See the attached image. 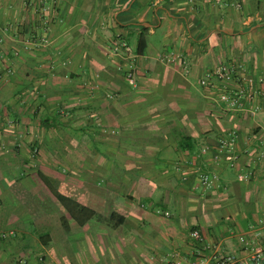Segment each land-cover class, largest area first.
<instances>
[{
	"label": "crops",
	"instance_id": "1",
	"mask_svg": "<svg viewBox=\"0 0 264 264\" xmlns=\"http://www.w3.org/2000/svg\"><path fill=\"white\" fill-rule=\"evenodd\" d=\"M223 62L264 75V0H0V264H257L264 114L200 86Z\"/></svg>",
	"mask_w": 264,
	"mask_h": 264
},
{
	"label": "built area",
	"instance_id": "2",
	"mask_svg": "<svg viewBox=\"0 0 264 264\" xmlns=\"http://www.w3.org/2000/svg\"><path fill=\"white\" fill-rule=\"evenodd\" d=\"M243 71L238 70L235 65L223 62L214 65L206 71L200 78L199 84L205 88L211 95H214L216 102L223 104L226 111L233 113L240 112H257L264 114V75L255 77L243 76ZM235 140V134L230 133L219 140V152H229L228 149ZM231 167L234 166L233 160L226 158ZM241 178V176H239ZM201 183L205 188L211 184L209 175L201 176ZM264 233V226L259 230ZM255 236H259L258 231ZM193 240L203 244L204 240L198 231L191 233ZM239 241L248 246L246 238L241 236ZM263 250L256 247L252 256V260L260 264ZM216 257V256H215ZM221 264H244L240 259L234 256H226L225 258H216ZM218 260H216L218 262ZM212 260L201 257L189 264H211Z\"/></svg>",
	"mask_w": 264,
	"mask_h": 264
},
{
	"label": "trees",
	"instance_id": "3",
	"mask_svg": "<svg viewBox=\"0 0 264 264\" xmlns=\"http://www.w3.org/2000/svg\"><path fill=\"white\" fill-rule=\"evenodd\" d=\"M143 49H144V43H142V39H140L139 41V46H138V50L137 53L138 54H142L143 53ZM39 179L41 180V182L46 186L47 190L50 192V194L56 199L58 200L63 206H65V202L69 201L68 199H66L65 197L61 196L51 185V183L49 182V180L47 178H45L42 174H38ZM81 210H85V208L80 207ZM93 212H88V218H90L91 216H93Z\"/></svg>",
	"mask_w": 264,
	"mask_h": 264
}]
</instances>
